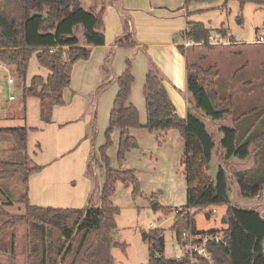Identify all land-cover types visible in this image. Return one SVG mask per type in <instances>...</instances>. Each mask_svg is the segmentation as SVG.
Masks as SVG:
<instances>
[{
    "label": "trees",
    "instance_id": "1",
    "mask_svg": "<svg viewBox=\"0 0 264 264\" xmlns=\"http://www.w3.org/2000/svg\"><path fill=\"white\" fill-rule=\"evenodd\" d=\"M191 0H185L188 5ZM254 2L264 8V0H239ZM106 7L88 9L83 0H0V63L13 68L15 73L26 79L29 62L36 53L38 63L49 69L46 77L34 75L23 87L24 98L36 96L41 99V115L51 120L52 107L64 105L63 90L70 86L76 62L89 59L93 47L106 42ZM129 17H125V34L116 38L124 45L137 43ZM264 24V22H263ZM183 31L185 39L201 42L190 47L178 46L187 62L188 89L191 94L189 114L181 117L166 87L165 78L151 61L146 73L144 95L146 97L147 122L143 125L140 112L130 102L132 85L135 81L133 59L126 58L123 72L117 76L118 89L111 109L106 141L100 146L101 165L105 170V182L101 190L100 204L92 201L83 208L43 207L32 204L29 199V177L43 166L32 162L28 145L27 127L0 128L15 138V147L24 154V161L2 160L0 158V178L10 179L22 175L25 192L18 199L24 204L20 214H10L5 205H13L12 200H0V217L6 221L0 224V238L18 222L27 225L26 264H115L113 255L114 230L117 229L119 207L113 202L112 194L116 179L129 170L112 167L107 149L112 144V133L120 130L118 158L122 160L135 142L131 135L134 127H145L150 131L179 129L185 139L183 161L188 179V200L175 214L172 228L182 246L185 231L198 232L195 216L201 210H209L218 205L225 206L226 222L219 230H202L209 234H224V242H209L211 261L199 259L190 262L188 256L178 259L164 253V229L154 228L148 232L150 252L148 264H264V217L260 210L243 206L232 198L231 190L237 183L240 193L247 199L256 197L264 189V109L255 107L253 100L241 109L235 93L223 90L220 84V70L216 64L204 65V56L196 51L202 45L210 50L215 46L208 41L215 33L200 21L187 20ZM228 36L224 26L217 31ZM260 30L257 31L259 33ZM264 32V28L263 31ZM231 43L238 44L232 36ZM228 44V45H230ZM196 56V60L192 56ZM108 55L103 69L111 71ZM109 83H112L110 80ZM106 81L101 87H106ZM264 92V85H263ZM225 120L231 124H221L210 132L204 118ZM220 130L216 143L215 135ZM96 135L93 136L94 141ZM218 145L224 164L212 172L213 151ZM254 159V165L239 168L228 166L227 160ZM92 154L88 171L94 175ZM134 193L139 191V180L134 177ZM172 213L170 207L164 208ZM200 231V232H202ZM14 251V244L12 246Z\"/></svg>",
    "mask_w": 264,
    "mask_h": 264
},
{
    "label": "rangeland",
    "instance_id": "2",
    "mask_svg": "<svg viewBox=\"0 0 264 264\" xmlns=\"http://www.w3.org/2000/svg\"><path fill=\"white\" fill-rule=\"evenodd\" d=\"M103 1L98 0L101 8L104 6ZM187 7L190 20L204 23L215 33H218L216 32L218 28L224 26L228 36H232L238 43L215 46L213 50L199 45L196 49L203 53L204 65L216 64L219 68L220 84L224 92L235 93L241 109L249 102L251 104L249 99L253 100L255 107L264 109V44L256 41L264 28V8L254 2H246L242 6L239 0H191ZM258 30H260L259 33H257ZM185 40L179 31L175 36V41L177 44H184ZM193 51L192 46L189 52L193 53ZM191 56L193 60L197 59L196 56ZM29 65L27 77L23 79L10 66L0 64V128L40 127L44 123L41 115V99L36 96L24 98L23 87L30 83L34 75L46 77L49 69L38 63L36 53L30 59ZM101 70V73L105 75L108 73L102 66ZM10 77L14 78L12 83L8 81ZM105 81L106 87H101L99 84L93 91L84 94V97L94 107V116L87 124L90 126L85 141L91 148L90 155H96L92 163L95 177L88 171V167L87 173L96 182L97 190L92 197V203L98 205L105 182V170L101 165L99 148L106 141L105 133L109 127L110 112L114 104L112 102L108 107L102 106L104 97L102 95L105 89L110 88L112 84L108 79ZM11 96L13 99H10ZM211 119L208 118L206 123L213 130L215 127L219 128L222 123L225 124L223 120L213 121ZM120 134V130L115 129L111 136L112 144L106 152L113 168L130 171L128 174L117 177L112 194L114 204L119 207L116 217L117 229L114 230L112 246L115 264H148L150 243L149 240L144 239L143 233H148L154 228L164 229V253L167 257H175L182 251V246L172 228L174 215L178 209L184 207L188 200L189 185L186 178V165L183 161L185 139L180 130L176 128L150 131L145 127H134L131 135L135 137V142L127 150L125 157L119 160ZM95 135L96 138L93 141L92 138ZM39 136L40 134L34 132L33 129L30 131L29 146L27 145L29 151L36 148ZM219 136L215 135L216 143ZM218 148L216 145L213 151L212 172L224 164ZM0 158L24 161V154L15 147L13 135L3 130H0ZM242 160L234 157L232 161L227 160V165L244 168L251 167L254 163L251 157L246 161ZM32 165L33 161L29 163V166L32 167ZM134 177L139 180L140 187L135 193ZM24 192L25 185L22 175H15L10 179L0 178V200L14 202L13 205H5L10 214L16 215L24 211V204L18 200ZM231 194L234 201H239L246 206V199L240 193L237 183L231 190ZM155 202L158 203L157 209L153 207ZM168 207L172 209V213L164 211V208ZM214 208L216 212L211 216H207L206 212L209 210H201L196 214V228L199 231L224 228L222 219L226 208L223 205ZM4 221L6 218L0 217V224ZM152 223L154 225H151ZM26 229V223L20 221L3 233L0 238V264H26L28 254ZM13 244L14 251L11 249Z\"/></svg>",
    "mask_w": 264,
    "mask_h": 264
},
{
    "label": "crops",
    "instance_id": "3",
    "mask_svg": "<svg viewBox=\"0 0 264 264\" xmlns=\"http://www.w3.org/2000/svg\"><path fill=\"white\" fill-rule=\"evenodd\" d=\"M83 1L88 9L101 8L98 0ZM103 2L106 7L105 44L94 46L89 59L76 62L72 82L63 90L66 103L52 107L51 120L43 119L44 123L40 127L27 128L28 135L32 129L40 134L36 148L29 151L28 145L27 149L32 161L43 166L42 169L32 172L28 180V196L32 204L43 207L83 208L92 201L97 188L96 182L87 173L91 148L85 137L90 126L87 124L94 116V107L84 94L93 91L105 79L112 80L111 87L106 88L102 95L104 96L102 106H110L118 89L115 78L125 69L126 58L131 57L134 62L135 81L131 89L130 102L138 108L143 125L147 122L144 85L151 61L165 78L166 87L180 116L187 117L191 110L187 62L178 50L180 44L175 41L177 33L181 31L183 34L187 29L189 10L185 0ZM125 17H129V28L137 39V43L129 46L115 41L117 37L126 33ZM108 55H111V71L105 75L101 73V66ZM207 120L208 117H205V123ZM223 121L225 124H231L230 117ZM206 126L210 132L217 129L215 127L213 130L207 123ZM216 134L220 135L218 132ZM244 160L246 161V159L242 161ZM245 199V205L252 207L253 200Z\"/></svg>",
    "mask_w": 264,
    "mask_h": 264
},
{
    "label": "built area",
    "instance_id": "4",
    "mask_svg": "<svg viewBox=\"0 0 264 264\" xmlns=\"http://www.w3.org/2000/svg\"><path fill=\"white\" fill-rule=\"evenodd\" d=\"M259 43L264 44V32L259 36V38L256 40ZM201 42H195L193 39H186L184 42V45L186 47H190L193 45H197ZM210 44H230L231 40L228 36L224 37L220 33H215L213 36H211L210 40L208 41ZM14 80L13 77H10L8 79L9 82L12 83ZM10 99H13L11 96ZM251 200H253L254 207H257L258 210H260L261 216L264 217V189L256 196L253 197ZM213 213H215V208L212 209ZM151 225H154L153 223ZM224 234H209L207 232H192V231H185L184 233V240L182 244V251L177 254L175 257L178 259H182L183 257L188 256L190 258V262H198L199 259H206L211 261V253L208 249V243L211 241H214L216 243L224 242Z\"/></svg>",
    "mask_w": 264,
    "mask_h": 264
},
{
    "label": "water",
    "instance_id": "5",
    "mask_svg": "<svg viewBox=\"0 0 264 264\" xmlns=\"http://www.w3.org/2000/svg\"><path fill=\"white\" fill-rule=\"evenodd\" d=\"M153 207H154L155 209H157V208H158V203L155 202L154 205H153ZM206 213H207V216L210 215V214H209L210 212L207 211ZM222 221H223L224 223L226 222L225 217H223ZM143 237H144V239H146V238L148 237V233H147V232H144V233H143Z\"/></svg>",
    "mask_w": 264,
    "mask_h": 264
}]
</instances>
